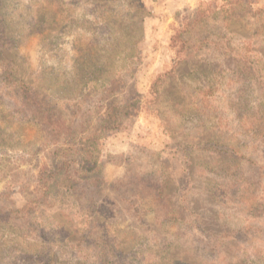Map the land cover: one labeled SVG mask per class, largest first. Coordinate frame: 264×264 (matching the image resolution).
Masks as SVG:
<instances>
[{"label": "rangeland", "instance_id": "1", "mask_svg": "<svg viewBox=\"0 0 264 264\" xmlns=\"http://www.w3.org/2000/svg\"><path fill=\"white\" fill-rule=\"evenodd\" d=\"M109 1L112 22L87 0L5 1L19 20L7 59L66 125L82 120L58 97L90 118L130 108L99 138L102 193L54 190L23 209L53 145L0 80V264H264V0H137L136 19ZM77 62L92 66L65 83ZM78 195L97 202L102 236L83 234ZM120 198L143 199L142 220ZM107 239L114 253L97 249Z\"/></svg>", "mask_w": 264, "mask_h": 264}, {"label": "trees", "instance_id": "2", "mask_svg": "<svg viewBox=\"0 0 264 264\" xmlns=\"http://www.w3.org/2000/svg\"><path fill=\"white\" fill-rule=\"evenodd\" d=\"M5 1L6 0H0V80L3 83V87L7 88L6 91H11L5 93L10 94L12 107H15L20 113L19 117L21 121L24 123L29 122L38 127V130L43 135L42 144L51 143L53 145V149L49 152V164H43L38 169V183H40V186L36 188L34 195L31 193L28 194L23 209H26L32 203L39 204V206L48 205L54 193H58L60 190H63L65 195L69 193L74 198L77 194L75 191L80 190V185H90L92 190L98 189L100 193H102L106 181L100 174L101 164L98 156V150L100 148L99 138L100 135H105L106 132L111 133L120 127L119 122L123 119L122 114L128 113L130 108L129 104L115 106L116 104L110 103L103 114L102 112L99 113L100 109H98L93 111L95 114L90 118V114H85L86 111L82 110V107L69 109V100L66 97H58L56 101L63 109L70 110L73 116L80 117L82 120L77 123L74 122L66 125L65 121L58 117L53 109L42 100L38 90L32 88L29 81L15 74V67L12 61L7 59L8 55L5 51V47L9 43L4 41V31L7 28H15V23L19 20L16 16L18 7L14 11L9 12L8 6L5 8ZM87 1L89 5L88 8H90V11L93 12V16L95 18L97 17V19L101 18L102 20H110L112 22L114 16L117 15H113V11L107 6L110 3L109 0ZM123 1L127 5L126 9L132 10L127 11L123 16L132 15L131 17L136 19L139 15L145 13L143 6L137 0ZM134 9H136L137 12ZM196 13H199V10H196ZM43 15H45V12H43ZM53 20L54 19H52V21ZM31 22L35 23L37 19H30L28 24L30 25ZM3 61L5 63H3ZM91 66L92 65L89 63H75L74 72L70 80H65L64 82L69 84L80 82ZM43 84L45 87H48L49 83ZM62 84L63 82L58 83L56 88L61 87ZM5 93H0V97L4 96ZM63 95H65V92ZM2 111L3 108H0V117L3 115ZM7 128L8 127L2 130L0 129V132H2L0 134V142L7 140L6 135H11L7 131ZM81 132L86 133L79 135L80 137L76 139ZM75 153H79L80 159H78V162H75L73 158ZM75 163L79 164V169L74 168ZM46 165H49V168H47ZM90 193H92V191H90ZM69 194L67 195L68 197ZM79 200H81V197L78 195L74 201H77L76 206L81 208L77 209L81 211L84 210L88 214L85 227H83L82 230L83 234L87 237L93 236L94 234H97L98 237L102 236L99 234L100 227L97 221L99 216L97 202L95 203L92 197L88 199L85 198L84 203ZM142 200L143 199H119L120 202H124L126 210L134 212L139 220H142V214H140L142 209L139 210V206L143 204ZM91 208L92 210H90ZM120 209L123 210L121 207ZM96 246L99 250L109 251L111 249L114 253L115 251L113 248L116 245L114 241L107 239L96 244Z\"/></svg>", "mask_w": 264, "mask_h": 264}]
</instances>
